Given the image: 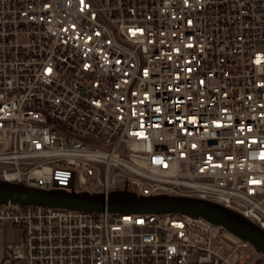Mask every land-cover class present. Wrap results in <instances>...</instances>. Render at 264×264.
Masks as SVG:
<instances>
[{
    "label": "built area",
    "instance_id": "built-area-1",
    "mask_svg": "<svg viewBox=\"0 0 264 264\" xmlns=\"http://www.w3.org/2000/svg\"><path fill=\"white\" fill-rule=\"evenodd\" d=\"M0 180L199 198L264 230V0H0ZM0 247L1 264H244L251 249L202 219L10 203Z\"/></svg>",
    "mask_w": 264,
    "mask_h": 264
},
{
    "label": "water",
    "instance_id": "water-1",
    "mask_svg": "<svg viewBox=\"0 0 264 264\" xmlns=\"http://www.w3.org/2000/svg\"><path fill=\"white\" fill-rule=\"evenodd\" d=\"M43 206L94 214L113 215H180L202 219L221 226L249 243L264 257V230L255 223L211 201L173 195L145 197L128 190L104 193H75L43 190L24 183L0 180V204Z\"/></svg>",
    "mask_w": 264,
    "mask_h": 264
},
{
    "label": "crops",
    "instance_id": "crops-1",
    "mask_svg": "<svg viewBox=\"0 0 264 264\" xmlns=\"http://www.w3.org/2000/svg\"><path fill=\"white\" fill-rule=\"evenodd\" d=\"M249 258L245 261L244 264H264V257L260 254L251 251H248ZM4 257V248L0 247V264Z\"/></svg>",
    "mask_w": 264,
    "mask_h": 264
},
{
    "label": "rangeland",
    "instance_id": "rangeland-1",
    "mask_svg": "<svg viewBox=\"0 0 264 264\" xmlns=\"http://www.w3.org/2000/svg\"><path fill=\"white\" fill-rule=\"evenodd\" d=\"M95 1H101V0H95ZM12 228V230H11V232H12V235H14V230H13V227H11ZM251 251H253V252H255V253H257L255 250H254V248L253 247H251ZM262 256V255H261ZM263 257V256H262Z\"/></svg>",
    "mask_w": 264,
    "mask_h": 264
}]
</instances>
